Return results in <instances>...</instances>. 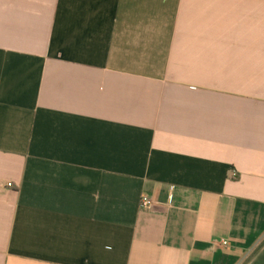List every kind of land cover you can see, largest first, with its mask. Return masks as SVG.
I'll return each mask as SVG.
<instances>
[{
	"label": "crops",
	"instance_id": "0c3cea01",
	"mask_svg": "<svg viewBox=\"0 0 264 264\" xmlns=\"http://www.w3.org/2000/svg\"><path fill=\"white\" fill-rule=\"evenodd\" d=\"M0 264H264V0H0Z\"/></svg>",
	"mask_w": 264,
	"mask_h": 264
},
{
	"label": "built area",
	"instance_id": "2783aa9c",
	"mask_svg": "<svg viewBox=\"0 0 264 264\" xmlns=\"http://www.w3.org/2000/svg\"><path fill=\"white\" fill-rule=\"evenodd\" d=\"M141 208H149L151 207V200L147 196H143L140 201ZM224 246L227 245V242L222 243Z\"/></svg>",
	"mask_w": 264,
	"mask_h": 264
}]
</instances>
